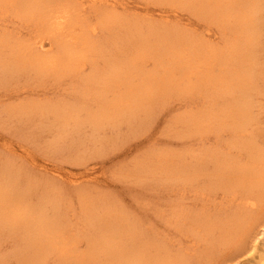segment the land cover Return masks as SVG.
Wrapping results in <instances>:
<instances>
[{
	"label": "bare ground",
	"instance_id": "bare-ground-1",
	"mask_svg": "<svg viewBox=\"0 0 264 264\" xmlns=\"http://www.w3.org/2000/svg\"><path fill=\"white\" fill-rule=\"evenodd\" d=\"M137 2L144 14L109 0H0V24L19 20L30 33L0 32V79L68 81L69 98L9 108L29 124L25 137L51 132L45 152L76 160L156 130L164 117L158 133L185 147L153 148L124 173L170 191L169 229L193 242L173 249L176 239L89 188L76 192V210L56 183L8 160L0 264H213L225 251L264 264V127L253 114L264 92V0ZM149 5L160 19L147 15Z\"/></svg>",
	"mask_w": 264,
	"mask_h": 264
},
{
	"label": "rangeland",
	"instance_id": "rangeland-1",
	"mask_svg": "<svg viewBox=\"0 0 264 264\" xmlns=\"http://www.w3.org/2000/svg\"><path fill=\"white\" fill-rule=\"evenodd\" d=\"M109 1L115 2L110 5L115 6L113 8L121 13L144 14L138 9L142 5L138 4L137 0ZM134 6L138 8H134ZM147 15H155L157 19H160L158 9L153 5H149ZM260 15L261 20L264 21V11H261ZM4 30H11L23 37L30 35L29 28L19 20L1 23L0 32ZM71 95L72 92L67 80L61 82L47 81L40 86L27 73H20L8 79H0V170L4 163L9 160L23 174L30 175L40 181L46 179L53 181L76 210L78 209L76 192L79 189L89 188L103 192L139 219L143 228L154 232L159 231L163 236L165 233L170 239H176L175 247L172 244L173 249H184L189 240L193 242L187 235H181L178 231L169 229L171 206L174 199L171 192L161 187L162 185L158 182H136L132 178H127L124 173L125 167L130 166L135 159L140 158L141 155L147 153L146 151L153 148L161 147L180 151L185 147V142L180 141V139H166L165 136L158 133L167 124L164 117H161L156 123V130L133 138L126 137L116 145L108 143V146L101 148L100 154L83 160H76L66 154L45 152L41 142L48 140L51 132L38 133L37 135H40L38 140L32 138L31 131L29 137H25L26 131L24 130L29 124H18V119L12 116L9 108L27 101L55 100L59 97L69 98ZM256 100L257 107L253 109L255 111L253 114L260 119V123L264 127V92L259 93ZM179 109L181 106L175 104L171 113H176ZM43 134H47L46 138H43ZM109 135L108 132L107 136ZM88 170L91 173L85 175V171ZM192 194L188 190L186 197L192 198ZM190 198L185 199L186 204L191 202ZM215 202H218V198ZM263 236L264 234L261 235V238ZM168 237L165 238L169 239ZM200 247L198 244V248ZM4 248L6 247L1 249ZM227 255V251L216 254L212 260L213 264H250L253 260L250 254H239L240 256L235 258L231 253Z\"/></svg>",
	"mask_w": 264,
	"mask_h": 264
}]
</instances>
